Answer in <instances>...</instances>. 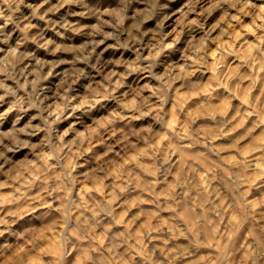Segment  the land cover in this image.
I'll return each instance as SVG.
<instances>
[{
    "label": "clouds",
    "instance_id": "1",
    "mask_svg": "<svg viewBox=\"0 0 264 264\" xmlns=\"http://www.w3.org/2000/svg\"><path fill=\"white\" fill-rule=\"evenodd\" d=\"M0 264H264V0H0Z\"/></svg>",
    "mask_w": 264,
    "mask_h": 264
}]
</instances>
